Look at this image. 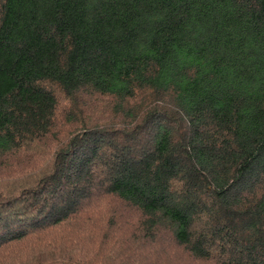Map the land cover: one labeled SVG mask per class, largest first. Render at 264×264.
Returning a JSON list of instances; mask_svg holds the SVG:
<instances>
[{
	"label": "trees",
	"instance_id": "1",
	"mask_svg": "<svg viewBox=\"0 0 264 264\" xmlns=\"http://www.w3.org/2000/svg\"><path fill=\"white\" fill-rule=\"evenodd\" d=\"M0 264H264V0H0Z\"/></svg>",
	"mask_w": 264,
	"mask_h": 264
}]
</instances>
